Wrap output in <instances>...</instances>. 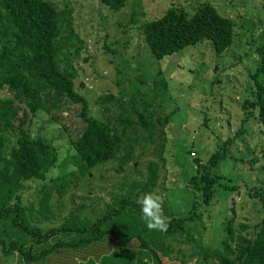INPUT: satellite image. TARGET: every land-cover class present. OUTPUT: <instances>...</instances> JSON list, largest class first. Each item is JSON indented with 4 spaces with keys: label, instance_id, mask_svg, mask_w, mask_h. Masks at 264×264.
Returning <instances> with one entry per match:
<instances>
[{
    "label": "trees",
    "instance_id": "16d2710c",
    "mask_svg": "<svg viewBox=\"0 0 264 264\" xmlns=\"http://www.w3.org/2000/svg\"><path fill=\"white\" fill-rule=\"evenodd\" d=\"M98 1L110 10H118L127 0ZM141 32L154 58L203 40H208L219 55L232 43L233 21L210 3L202 2L191 15L168 7L158 17L145 21ZM71 39L79 41L68 10H57L47 0H0V91L9 93L0 97L1 256L12 254L15 264H76V260L82 261L80 264H264V185L248 189L260 211L251 231L242 233L246 227L239 224V233L234 235L230 215L224 222L220 244L211 247L195 242L184 229L183 223L194 215L191 209L189 215L180 217L164 205L170 220L167 232L147 229L139 201L157 181L154 162H147V174L140 180L127 181L122 175L119 191L92 218L76 205L60 222L48 224L51 191L62 194L69 187L81 185L84 179L88 181L83 185H88L92 170L109 161L116 163V173L128 164L134 170V145L139 142L140 149H144L158 141L157 126L162 130L169 115L154 116L149 104L136 103L133 97L123 107L118 105L117 113H106L102 120L89 115L85 99L74 90V72L66 52ZM255 51L258 57L251 75L253 86L239 105L244 113L241 125L255 119L264 135V42ZM159 83L165 85L163 78ZM104 98L119 101L111 93ZM70 104L79 105L84 123L70 142L74 172L60 173L40 185V196L29 200L25 207L20 202L21 183L44 180L57 162L55 148L43 136L30 134V119L37 112L55 118ZM158 148L161 150L162 144L158 143ZM224 152L221 146L203 162H196L200 171L189 178L204 204L212 196L216 179L210 170ZM52 184L56 188H50ZM190 241L194 249L184 260L179 245ZM111 246L119 251L110 252Z\"/></svg>",
    "mask_w": 264,
    "mask_h": 264
},
{
    "label": "rangeland",
    "instance_id": "374dc122",
    "mask_svg": "<svg viewBox=\"0 0 264 264\" xmlns=\"http://www.w3.org/2000/svg\"><path fill=\"white\" fill-rule=\"evenodd\" d=\"M47 1L57 10L66 9L70 13L72 29L79 41L71 39L66 52L74 72V90L85 99L89 115L102 120L106 113L109 116L117 113L119 106L126 105L131 97L136 103L149 104L154 116L169 114L162 130L157 126L158 141L144 149H140L139 142L134 145L131 153L134 170L128 164L116 173L113 169L116 163L109 161L92 170L88 185H83L88 181L84 179L81 185L67 187L62 194L51 191L48 224L60 222L76 205L82 206L84 214L92 218L119 191L122 175L127 181L140 180L147 174V162H154L157 181L151 192L161 195L164 205L180 217L189 215L191 209L192 220L183 225L195 242L218 246L224 222L230 215L234 235L239 233V224L246 227L242 233H249L260 218L248 189L264 185V135L255 119L241 125L244 113L239 105L252 89L251 75L258 57L255 48L264 42V0H127L118 10H110L98 0ZM202 2L210 3L233 21L230 46L216 55L210 42L203 40L154 58L143 42L142 24L168 7L191 15ZM161 78L164 86L158 84ZM109 93L119 101L105 100ZM8 94L6 90L0 91V97ZM83 125L78 104H70L55 118L43 112L31 117L30 134L43 136L55 148L57 162L44 180L21 183V205L28 207L29 200L35 201L40 196V185L50 178L74 172L70 142ZM239 127L241 130L236 134ZM158 143L162 144L161 150ZM221 146L225 152L210 170L216 176L213 193L204 204L189 178L200 171L196 162H203ZM191 243L179 245L184 260L194 249ZM111 251L119 249L111 246ZM4 260L0 254V264H7Z\"/></svg>",
    "mask_w": 264,
    "mask_h": 264
},
{
    "label": "clouds",
    "instance_id": "9594fccd",
    "mask_svg": "<svg viewBox=\"0 0 264 264\" xmlns=\"http://www.w3.org/2000/svg\"><path fill=\"white\" fill-rule=\"evenodd\" d=\"M139 203L141 205V218L144 220L147 229L166 233L170 220L164 212L163 197L150 192L145 194Z\"/></svg>",
    "mask_w": 264,
    "mask_h": 264
},
{
    "label": "water",
    "instance_id": "95a60500",
    "mask_svg": "<svg viewBox=\"0 0 264 264\" xmlns=\"http://www.w3.org/2000/svg\"><path fill=\"white\" fill-rule=\"evenodd\" d=\"M5 259L7 260V264H12L13 255L12 254H8V255L5 256Z\"/></svg>",
    "mask_w": 264,
    "mask_h": 264
}]
</instances>
